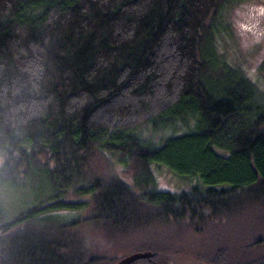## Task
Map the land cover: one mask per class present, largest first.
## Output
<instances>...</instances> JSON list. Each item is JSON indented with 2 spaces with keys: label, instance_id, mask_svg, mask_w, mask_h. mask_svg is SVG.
Instances as JSON below:
<instances>
[{
  "label": "trees",
  "instance_id": "obj_1",
  "mask_svg": "<svg viewBox=\"0 0 264 264\" xmlns=\"http://www.w3.org/2000/svg\"><path fill=\"white\" fill-rule=\"evenodd\" d=\"M247 1L0 0V264H264V90L220 52Z\"/></svg>",
  "mask_w": 264,
  "mask_h": 264
},
{
  "label": "rangeland",
  "instance_id": "obj_2",
  "mask_svg": "<svg viewBox=\"0 0 264 264\" xmlns=\"http://www.w3.org/2000/svg\"><path fill=\"white\" fill-rule=\"evenodd\" d=\"M229 21L232 28L231 34L229 37H222L220 52L225 55L229 63L242 68L245 74L264 90V77L259 71L264 63V1H247L235 6L229 12ZM188 131L189 128L183 126V130L176 134H184ZM171 135L173 134L168 132L166 136ZM158 138L159 136L156 135L155 140L159 141ZM100 166V174L107 176L121 174L126 168L112 158L105 163L102 162ZM152 173L155 179V190L161 192L189 191L199 180L196 177L182 179L162 165H153ZM97 239L102 243L100 238ZM113 254L123 258L131 255L129 250L122 246L110 253V255Z\"/></svg>",
  "mask_w": 264,
  "mask_h": 264
},
{
  "label": "water",
  "instance_id": "obj_3",
  "mask_svg": "<svg viewBox=\"0 0 264 264\" xmlns=\"http://www.w3.org/2000/svg\"><path fill=\"white\" fill-rule=\"evenodd\" d=\"M151 253H134L128 255L121 260H119L116 264H134L136 261L143 260V259H150L152 258Z\"/></svg>",
  "mask_w": 264,
  "mask_h": 264
}]
</instances>
